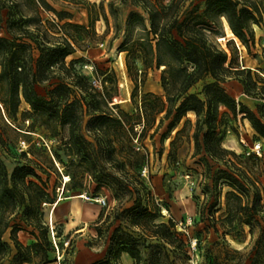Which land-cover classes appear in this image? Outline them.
<instances>
[{"label": "trees", "instance_id": "obj_1", "mask_svg": "<svg viewBox=\"0 0 264 264\" xmlns=\"http://www.w3.org/2000/svg\"><path fill=\"white\" fill-rule=\"evenodd\" d=\"M199 1L110 0L108 6L118 32L120 15L128 11L125 24L129 33L119 50L127 54V69L135 83L132 93L135 105L136 90L145 82V79L138 81L136 63L141 65L142 77L149 70L162 69L163 95H143L137 123L143 122V132H146L154 127L159 116V126L170 121L163 140L189 113L195 115L194 156L204 153L201 159L207 181L203 186L204 195H214L220 189L216 199L213 202L207 199L201 211L202 222L208 224L205 232L213 230L218 240L227 245L230 241L244 244L249 238L247 253L233 250L238 255L234 264H264V187L260 182L264 159L240 156L223 147L230 114L234 120L239 114L245 115L253 131L262 138L257 141L264 142L262 107H258L256 114L225 88L227 80L235 74H247L255 89L260 83L264 85V80L253 78L250 69L239 70L235 66V51L227 52L215 40L216 36L225 37V22L233 38L250 53L257 43L256 29L264 28V0ZM23 7L34 14L25 15L21 11ZM95 7L96 4L88 9L85 26L71 22L60 24L64 15L69 20L72 15L57 11L47 0H0V118L22 125L26 133L55 140L44 156L47 166L28 159V163L10 171L0 154V264L49 263L48 254L54 248L44 222V209L56 205L59 199L56 188L50 191L53 174L58 178L69 176L70 182L63 186V194L85 190L95 183L96 191L107 188L117 200L134 199V204L121 212L131 214L126 225L147 231L151 216L163 217L159 204L154 206L155 213L150 214V199L145 200L142 193V189L147 191L145 182L132 172L143 165L133 148L134 127L130 124L134 120L120 110L119 104L110 107L112 101L107 88L106 92L100 91L90 84L74 68L75 61L70 65L65 62L77 49H87L90 40L97 37L96 21L103 17L109 23L104 4L99 6L100 16L94 17ZM40 8L52 11L59 22H44ZM56 69L65 77L56 76ZM53 80L56 81L41 95L38 87ZM199 83H203L202 90L192 92ZM261 89L264 91V86ZM23 103L29 110L21 111ZM223 108L227 112H221ZM188 124H191L189 119L176 135ZM174 144L175 140L173 147ZM210 161L222 163L223 167L214 170ZM224 188L227 191L221 206ZM219 210L222 212L216 216ZM119 217L115 216L114 222ZM125 227L120 224L114 229L105 257L92 264H122L120 257L124 253L140 264V248L124 232ZM28 229L36 242L24 245L18 234ZM96 231L101 235L100 226H96ZM151 234L150 237L163 243L155 246L154 264H178L180 256L190 260L188 242L172 221L155 224ZM201 241L197 238L198 247ZM145 244L146 238H143L141 245L145 247ZM214 244L219 245L217 241ZM167 246L172 250H167ZM170 253L174 256L172 261ZM208 264L222 263L215 259ZM224 264H230L229 260Z\"/></svg>", "mask_w": 264, "mask_h": 264}, {"label": "rangeland", "instance_id": "obj_2", "mask_svg": "<svg viewBox=\"0 0 264 264\" xmlns=\"http://www.w3.org/2000/svg\"><path fill=\"white\" fill-rule=\"evenodd\" d=\"M204 1L200 0L199 2ZM47 2L57 11L67 12L72 15L71 20L68 19V15H64V20L60 24L71 22L85 26L88 25V9L96 4L94 17L100 16L102 13L99 10V6L102 3L104 4L109 23L103 17L96 21L95 30L97 37L90 40L87 49H77V52L66 58L65 62L67 65H70L72 61H75L74 68L76 71L85 76L90 84L94 85L96 82L95 86L98 90L106 92L104 89L107 88L110 96L109 99L112 101L109 106L112 107L114 104H119L120 110L129 114L130 118L134 120L130 125L134 127L135 138L138 135L136 128L143 124V122L137 123L139 116H141L140 106L143 95L145 93L163 95L160 82L162 69L149 70L147 75L142 77V71H140L141 65L136 63V68L139 70L138 81L145 79V82L143 87L140 84V87L136 90L135 105L132 101L135 83L127 69V54L119 50L121 43L129 33L125 24L128 11L120 15V30L118 32L115 21L109 14L108 5L110 0H47ZM21 11L25 15L34 14L31 9L26 7H23ZM39 12L44 22H59L52 11L40 8ZM223 28L225 37H215L218 46L227 52H229V49L235 51V66L239 70L244 68L250 69L253 78L264 80V45L262 43V33L256 31L257 43L251 47V52L248 53L239 40L234 39L233 35L226 30L225 22H223ZM261 30L264 31V28ZM117 32L119 36L115 39ZM1 36H4V34ZM254 60L261 62L259 64L261 66L256 65ZM55 74L61 78L65 77L58 69H56ZM55 81L40 85L38 87L39 93L45 95L47 88ZM67 81L70 82L68 79ZM226 84L230 85L226 86ZM226 84L225 88L229 93L235 90L242 91L246 98L247 106L253 108L251 109L253 112L258 114V107H262L264 112V91L261 89L264 85L260 83L257 85L258 89L253 88L251 82L248 81L247 74H235L227 80ZM202 86L203 83H199L191 91L198 93L202 90ZM22 110H29V106L23 103L21 106ZM113 111L118 113L119 110L114 109ZM221 112H227V110L223 108ZM159 118L161 116L158 117L154 127L146 132L142 131L138 144L133 140V148L140 155L139 157L142 158L143 165L140 168L133 169L132 172L140 176L145 182L147 191L141 189L144 199H150V214L153 215L155 213L154 206L159 204L163 217L153 218L151 216L148 219L147 231L137 226L126 225L130 220L131 214H122L121 212L131 207L134 204V199L127 201L128 197H126L123 201L117 200L107 188L96 191L95 183L87 186L85 190L76 189L65 191L64 194H61L64 179L63 177L58 178L53 174L50 178V191L56 188L59 199L56 205H48L44 209V222L48 226L49 240L52 242L54 248V252L48 254L49 263L47 264H80L84 259L83 254L88 251L106 255L111 245L110 236L120 224L126 226L124 232L130 234L136 240L141 253L140 264H154L152 256L155 253V246L163 243L150 237L153 226L161 222L168 223L169 221L175 224L177 232L183 235L188 242L187 250L189 251L188 256H190V260L187 261L186 258L180 256L177 259L178 264H208L209 261L213 262L215 259L222 264L227 262V260H229L230 264H234L238 260V255L233 250H239L241 253L249 251V238L244 244L230 241V245H227L222 240H218L213 230L209 233L205 232L208 224L202 222L201 211L207 199L209 202H213L216 199L215 194L220 189H217V193L214 195L209 194L207 197L204 195L203 186L207 182L203 176L205 167L201 162L204 153L194 156L195 146L192 135L196 121L195 115L189 113L181 124L163 140L162 136L166 134L170 121H165L163 125L159 126ZM187 119L191 120V124L186 125L183 132L177 136L176 132L183 128V124ZM245 119H247L245 115L239 114L237 119L234 120L230 114L229 127L223 140V147L234 151L237 155L251 157L254 155H248V152H251L250 149L253 144L257 140H262V138L252 131L249 120L246 126ZM26 124H29V122H26ZM129 127L127 126V128ZM25 130L26 128L18 123L9 121L4 117L0 118V154L10 171L17 165L28 163V159L47 166L44 156L54 146L55 140L46 139L38 133H26ZM174 140L175 144L173 147L172 142ZM242 140L247 142L249 147H244ZM261 143L264 145V142L261 141ZM137 146L140 147V150L137 149ZM258 158L261 159V157ZM210 163L213 165L214 170L223 167L222 163L214 161H210ZM144 165L148 166V178L140 175V171ZM260 182L264 187V174L260 178ZM222 191L221 206L227 188H224ZM147 193L150 195L148 196ZM85 194L89 200L83 198L82 195ZM102 197L107 198L109 202L107 207H101L96 201ZM152 199L154 201L153 204L151 203ZM144 203L146 204L147 202L145 201ZM54 211L55 214L62 215L56 218L54 214L53 217ZM221 212L219 210L216 216H219ZM101 214L102 217L100 219ZM117 215H120V217L114 222ZM113 222L114 224L111 226ZM97 223L99 224L97 225ZM96 226H100L101 235H98ZM143 231H145L146 235H143ZM30 232L31 229H28L18 234L19 240L24 245H31L36 242V239ZM6 238L8 239V235ZM143 238H146L145 247L141 245ZM197 238L202 239L199 247L195 244ZM216 241L219 245L214 244ZM167 250L171 251L172 248L167 246ZM170 255V261L174 260L173 254L170 253ZM33 264L45 263L37 261ZM122 264L124 263L122 262ZM162 264L169 263L163 262Z\"/></svg>", "mask_w": 264, "mask_h": 264}, {"label": "built area", "instance_id": "obj_3", "mask_svg": "<svg viewBox=\"0 0 264 264\" xmlns=\"http://www.w3.org/2000/svg\"><path fill=\"white\" fill-rule=\"evenodd\" d=\"M94 85H96V82L94 83ZM143 130H144V123L142 125H139L136 128V131L138 132V135L133 139L136 144H138L139 139H140V134L142 133ZM242 144H243L244 147H249L248 143L245 142L244 140H242ZM137 149L140 150V147L137 146ZM250 151L251 152H248V155L253 154L254 156H258V157H263L264 156L263 145L259 141H256L253 144V146L251 147ZM148 174H149L148 166L147 165H144L142 167L141 171H140V175L142 177L148 178ZM62 177L64 179V185L70 181L69 176H64L63 175ZM61 191H62L61 192V194H62L64 192V188H62ZM82 196H83L84 199L89 200V198L87 197L86 194L85 195H82ZM96 201L99 203V205L101 207H107L109 205V202H108V200H107L106 197L98 198ZM195 244H197V242H195Z\"/></svg>", "mask_w": 264, "mask_h": 264}, {"label": "crops", "instance_id": "obj_4", "mask_svg": "<svg viewBox=\"0 0 264 264\" xmlns=\"http://www.w3.org/2000/svg\"><path fill=\"white\" fill-rule=\"evenodd\" d=\"M256 31L262 33V43L264 45V31H262L261 29H256ZM256 62V65H259L261 62H259L258 60H254ZM264 65V64H263ZM261 66V65H259ZM252 69V67H250ZM229 86L230 84H226V86ZM238 102H242L243 104L247 105V101H246V98L244 96V94L242 93L241 90H235L233 91L232 93H230ZM250 109H253V108H250ZM244 122L246 123V126L248 125L247 122L248 120L245 119ZM252 129V128H251ZM253 131V129H252ZM54 214H55V211L53 213V217H54ZM62 214H55L56 218H58V216H61ZM84 256V259L80 262V264H92L94 263L95 261H98L102 258L105 257V255L103 254H97L93 251H88L86 253L83 254ZM121 260L124 264H134V260L126 253L122 254L121 256Z\"/></svg>", "mask_w": 264, "mask_h": 264}, {"label": "bare ground", "instance_id": "obj_5", "mask_svg": "<svg viewBox=\"0 0 264 264\" xmlns=\"http://www.w3.org/2000/svg\"><path fill=\"white\" fill-rule=\"evenodd\" d=\"M226 30L232 35V33H231V30H230V28H229V26H228V24L226 23ZM83 231V230H82ZM80 260V259H79Z\"/></svg>", "mask_w": 264, "mask_h": 264}]
</instances>
